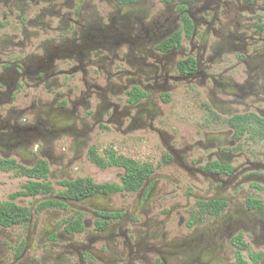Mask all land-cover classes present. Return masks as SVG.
<instances>
[{
	"label": "flooded vegetation",
	"instance_id": "af4514ba",
	"mask_svg": "<svg viewBox=\"0 0 264 264\" xmlns=\"http://www.w3.org/2000/svg\"><path fill=\"white\" fill-rule=\"evenodd\" d=\"M0 171V264H264V0H0Z\"/></svg>",
	"mask_w": 264,
	"mask_h": 264
},
{
	"label": "rangeland",
	"instance_id": "374dc122",
	"mask_svg": "<svg viewBox=\"0 0 264 264\" xmlns=\"http://www.w3.org/2000/svg\"><path fill=\"white\" fill-rule=\"evenodd\" d=\"M180 95L177 93L173 97V103L170 106V114L178 122L179 118V101ZM138 144L137 156L140 160H149L153 165H156L157 161L160 160L164 154L163 148L153 137H138L135 140ZM77 170H73V175L83 176L85 175L86 168L83 165H78ZM25 179L20 178L13 172H2L0 171V202L7 201L10 199V195L23 190Z\"/></svg>",
	"mask_w": 264,
	"mask_h": 264
},
{
	"label": "trees",
	"instance_id": "16d2710c",
	"mask_svg": "<svg viewBox=\"0 0 264 264\" xmlns=\"http://www.w3.org/2000/svg\"><path fill=\"white\" fill-rule=\"evenodd\" d=\"M6 170H9L11 168H4ZM142 170L140 167L138 166H127V179L125 180L126 183V187H130V188H138L140 186V178L142 177ZM16 171H18V174H32V171H29L27 169H17ZM137 179L138 182H136V184H133L132 180ZM76 185H81L84 184V181H78L77 183H75ZM43 185L35 183V182H31L28 185L25 186V191L22 192H18L16 194H14L11 198L14 199L20 195H24V196H35L38 195L42 192L47 193L49 192V190H44L42 189ZM24 213V211L19 208L18 206H16L13 203H1L0 204V223L3 225H12L14 224L15 221L18 220V218H20L22 216V214Z\"/></svg>",
	"mask_w": 264,
	"mask_h": 264
}]
</instances>
